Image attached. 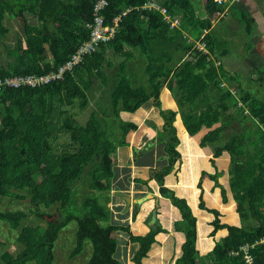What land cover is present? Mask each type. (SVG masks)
<instances>
[{"label":"trees","instance_id":"trees-1","mask_svg":"<svg viewBox=\"0 0 264 264\" xmlns=\"http://www.w3.org/2000/svg\"><path fill=\"white\" fill-rule=\"evenodd\" d=\"M148 1L151 0H110L106 23H112L123 10ZM156 1L167 7L171 15H179L178 27H170L157 10L134 8L122 16L114 38L101 42L97 51L86 56L73 71H67L63 79L39 87L6 86L0 90V195L30 203L26 208L0 210V220L8 221L12 228H17L30 214L47 222L46 226L26 225L21 229L18 240L25 248L17 255L5 252L6 264H25L36 258H39L37 264H52L59 230L72 219L79 222L78 244L73 255L81 251L85 238H91L95 251L90 264H118L114 257L117 244L112 239L114 226L103 228L97 222L98 217L106 216L105 207L95 195L78 202L75 184L86 175L91 188L106 191L110 180L119 176L112 160L116 149L114 125L122 132L123 144L129 131L138 127L136 122L120 117V101L123 110L132 113L153 101L164 118L161 129L151 122L157 129V137L151 143L157 140L164 146L168 163L151 168L150 175L160 185L161 194L171 199L181 215L175 226L183 231L185 241L176 264H246L242 254L232 255L231 252L264 237V100L243 87L239 76L222 64L220 57L227 53L229 46L218 36L214 21L219 17V21L224 19L221 17L224 6L206 0L207 16L200 17L192 0ZM94 2L0 0V36L7 32L3 23L7 15L21 21L23 36L17 46L9 50L13 59L0 64V78L58 70L89 38L90 29L86 24L93 21ZM233 8L232 5L229 10ZM29 14L36 17L35 21ZM238 21L250 36L254 18L243 13ZM198 40L205 44L207 53L196 45ZM137 51L145 61L148 83L130 87L127 75L118 72L111 93L112 113L105 110L109 108L95 110L85 124L78 123L71 109L76 105L88 106V91L95 80L107 83L104 67L109 63V52L122 58L121 70H126L125 64L139 56ZM215 59L220 60L219 67ZM231 80H237V86L224 85V81ZM164 85H168L177 99L189 133H197L203 125L211 127L223 120L220 127L203 135L200 144L215 145V156L223 151L231 154L230 188L237 202V212L243 220L254 221L250 226L221 224L218 210L208 208L201 196V208L216 216L215 230L211 234L228 229V234L221 237L210 252L208 263L201 257L198 221L193 208L185 197L178 196L164 182L182 156L178 149L181 137L175 124L178 113L174 109H163L159 99ZM232 120L238 125L229 126ZM245 121L249 123L247 126H243ZM226 128H229L228 139L217 145ZM60 139L62 148L58 150L56 143ZM219 176L220 173L213 177ZM199 185L202 186L201 182ZM222 196L223 201L228 202L223 187ZM53 206H56L54 212L41 209ZM159 231L160 228H153L145 236L133 237L140 242L135 256L139 263ZM251 253L256 264H264V244H256Z\"/></svg>","mask_w":264,"mask_h":264},{"label":"crops","instance_id":"crops-1","mask_svg":"<svg viewBox=\"0 0 264 264\" xmlns=\"http://www.w3.org/2000/svg\"><path fill=\"white\" fill-rule=\"evenodd\" d=\"M232 5L235 9L226 10L225 13L221 14V17L224 16V18L229 19L232 30H236L239 27V15L247 13L254 18L253 31L249 36L252 44L250 48L254 55L264 57V0H236ZM204 14H201L202 16L200 17L207 16L206 9ZM219 19L220 17L214 21V25L217 24L215 22L219 21ZM237 36L238 34L233 31L229 33L228 39L231 38V41H227L229 47L225 55L231 54L234 43L232 38H239ZM240 38L243 37L240 36ZM226 69L231 72V63H228V68L226 67ZM128 71L130 72L131 69ZM256 77L258 76L256 75L253 78L256 79ZM104 84L107 85L108 81ZM163 93H165L163 97L167 99V102L165 103L160 99L162 108L177 111L175 124L178 127L179 136H182L181 147L180 145L178 146L179 150L180 148L182 149V151L180 150L182 156L176 162L174 170L165 177V186L175 190L178 196L187 199L197 216L199 248L200 250L201 248L202 250H210L214 246L213 244L208 246L205 244L206 235L204 233L207 234L209 231L208 237L218 239L227 235L228 229L222 228L215 235L211 234L215 230L213 221L216 216L215 213L201 208V196L208 208L218 210V218L221 224L227 223L241 226L239 224V218L241 217L236 209L237 202L233 198L230 188L231 154L228 151H223L221 155L215 156V145L201 146L200 144L203 135L212 129L220 127L222 122H216L211 127L203 125L197 133L191 134L183 124L181 108L177 100H175L176 98L166 85L163 86L160 95L162 96ZM119 103V109H121L120 117L126 121L136 122L138 127L129 131L125 137L126 144H123L122 132L118 125H114L113 143L116 144V149L112 153V160L113 168L116 169L119 176L110 180L109 189L106 191L91 188L90 179H88L86 194L87 196L95 195L100 204L105 207L106 216L98 217V224L103 228L114 226L112 239L117 244L114 257L117 259L118 264H176L177 259L182 254L181 246L185 241V234L183 231L177 230L175 226V222L181 219V215L171 199L161 194L160 185L154 178L151 179L150 175L151 168L160 167L168 163L164 146L157 140L151 143L157 137V129L151 126V122L158 129H161L165 122L164 118L153 101H151V104H145L134 113L124 111L122 101ZM228 129L224 130L222 138L217 145L224 143L228 139ZM185 134L191 139L189 142ZM148 150L154 152L153 157L151 156L152 159L142 160L141 157ZM203 172L205 173L204 176ZM218 173H220V176L217 179L214 178L213 176ZM104 182L107 184L106 180ZM200 182L202 186L199 185ZM222 187L227 192L228 202L226 203L223 201ZM228 205H234L233 212H231L232 209H227L228 207L226 206ZM55 209L56 206L51 207L50 212H54ZM211 215H213V218ZM24 220L27 224L23 223ZM5 222L8 225L5 224L4 228L8 233L5 234L6 237H1V264H6L3 260L5 252L17 255L24 250L25 246L18 240L21 229L24 226L47 225L45 220L39 219L36 215H34V218L28 215L21 220L19 233L15 235L10 231L11 224L8 221ZM205 223L211 225L208 230L202 226ZM153 228H160L161 231L156 233L155 241L139 263L135 260V256L140 249V242L133 240V237L145 236ZM78 229V220L72 219L59 230L53 246L54 258L52 264H90L95 251L91 238H85L81 251L73 255V251L78 244ZM219 235L220 237H218ZM38 261L39 258H36L27 261L25 264H37Z\"/></svg>","mask_w":264,"mask_h":264},{"label":"rangeland","instance_id":"rangeland-1","mask_svg":"<svg viewBox=\"0 0 264 264\" xmlns=\"http://www.w3.org/2000/svg\"><path fill=\"white\" fill-rule=\"evenodd\" d=\"M192 2L194 4L197 15L202 16L201 14L205 13V9H206L205 8V4H206L205 2H206V0H192ZM29 17H31L32 21H35V19H36V17L33 18V16L30 14H29ZM3 23H5V26L7 28V32L4 35L0 36V64H4L8 60L13 59L12 55H10V53H9V50H11L15 46H17L20 39H23L21 21L19 19L7 15L6 18L4 19ZM216 23H217V29H218V36L223 41H225V42L231 41V38L228 39V35H229V33H232V31L235 32L236 34H238V36H239V38H236V39L232 38L235 45L232 42L233 43V50H232L231 54H227V55L220 57V59L222 60L223 66L225 68L226 67L228 68V63H231V70L230 71L233 74H236L239 76V79L241 81L242 86L245 87L246 89H249L253 94H255L256 97H259V98L264 100V57L259 56V55H254L252 53V49L250 48V46L252 45L251 41H250L249 36L247 35L246 31L244 30V26L241 25V23H238L239 27L236 30L231 29V27H230L231 24H230V21L228 18H224L222 21H217V22H215V24ZM240 36H242L243 38H240ZM136 55H139L138 51L136 52ZM84 60H85V57L83 59L79 60L78 62H76L71 69L65 70L62 74V77L58 78V79H63L65 76V73L67 71H73L75 66H77L79 63H81ZM108 62L109 63H107L104 67V73L107 77V81H108L107 85L108 86L105 85L104 82H102V80H100V79L95 80L93 87L88 91L89 101H90L88 106L85 108H80L78 105H76V106H73V108L71 109L73 114H74L75 119L80 124H85L86 121L88 120L89 116L91 115V113L95 110L109 108V109H105V110H107V111L109 110V114L112 113V111H111L112 107L110 106V101H111V93H112V90L114 89L115 82H116V79L118 77L116 75L119 74V75H123L125 77L127 75L128 76L127 79L129 80L128 82H129L130 87H136L138 85L148 83V75L145 73V69H144L145 61L140 57V55L133 57L132 59H130L128 61V64H125L126 70H121L122 66H120V65L122 64V58L121 57H118V58L115 57V55L111 52H109V54H108ZM60 67L58 68V70L60 69ZM216 67H219V66H216ZM129 69H131L130 72L128 71ZM58 70H56V71H58ZM119 70H121V71H119ZM50 72H52V71H50ZM118 72H120V73H118ZM171 75H173V72ZM256 75L258 77H256V79L253 78ZM16 76H25V75H16ZM55 80H57V79H55ZM237 84H238L237 80H231V81H227V82L224 81V85H226L227 87L228 86L235 87V86H237ZM166 86L168 87V85H166ZM164 94L165 93H163L162 96L160 95L159 99H161V101H164L166 103L167 99L163 97ZM175 100H177V99H175ZM222 121L223 120H221V122ZM248 121H250V120H248ZM248 124H246V121H245L243 123V126H247ZM237 125H238V122L236 120H232L231 122H229V126H237ZM225 130H227V128ZM178 135H180L179 131H178ZM185 136L187 138V141L189 142L191 139H189L186 134H185ZM180 137H182V136H180ZM61 141L62 140L60 139L56 143V147L58 150H60L62 148V146L60 144ZM182 143H183V139H182ZM180 147H181V145H180ZM180 150L182 151L181 148H180ZM153 155H154V152L148 150L141 157V159L142 160H151ZM86 174H88V172ZM83 177H84V175L82 176V178ZM88 179H90V178L85 175V177L82 180H80L77 184H75V190L77 193L76 198H77L78 202L79 201L81 202L85 198V194L87 192V185H88L87 181H88ZM86 196H87V194H86ZM29 205H30V203L28 202V200H17L14 198L5 197V196L0 195V210H9V209L12 210V209H18V208H26ZM226 207H228L227 208L228 210L232 209L231 212L234 211V205H228ZM41 209H43L45 211H51L50 210L51 208L41 207ZM30 215L34 218L35 214H30ZM211 216L213 218V215H211ZM239 221H240L239 224H241V225H249L250 226L254 223V221L251 219H244L243 220L242 218H239ZM23 223L27 224V223H25V220L23 221ZM5 224H7V222H5V220L0 221V238L6 237L5 234L8 233L4 228ZM20 225L17 228L10 227V231L13 234L18 235ZM202 226L206 230H208L211 227V225L206 224V223L203 224ZM200 229H201V227H200ZM208 233H209V231L207 232V234L204 233L206 235L204 242L207 246L210 244H213V246H215L218 242L221 241L220 238L211 239L210 237H208ZM219 233H221V232L219 231ZM218 237H220V235ZM212 249H213V247H212ZM212 249L202 250V248H201V257L203 256L205 258L206 263L209 262V258H210V254H211L210 252L212 251ZM1 261L2 260L0 259V264H1Z\"/></svg>","mask_w":264,"mask_h":264},{"label":"built area","instance_id":"built-area-1","mask_svg":"<svg viewBox=\"0 0 264 264\" xmlns=\"http://www.w3.org/2000/svg\"><path fill=\"white\" fill-rule=\"evenodd\" d=\"M218 4L224 6V12L229 9V7L236 2V0H214ZM110 5V0H95L93 5V21L86 24L87 28L90 29V36L87 40L83 41L81 45L77 48L76 52L73 54L70 60H68L64 65L60 67L58 71H52L47 74H29L25 76H9L4 79L0 78V90L3 87H20L22 85H28L32 87H39L44 84H48L51 81L61 78L65 70L71 69L73 65L84 57L93 54L101 42H108L114 38L117 27L123 15H126L129 11L134 8H142L146 10H157L159 11L167 24L170 27H178L180 24L179 15H171L167 7L162 5L156 0H151L143 4L142 6L129 7L119 13L112 23H106V10ZM196 45L201 49H204L207 53L208 50L205 48V44L196 41ZM216 66H220L221 62L218 59H215ZM256 244H264V237L256 241L253 244L246 243L241 245L238 250L231 252L232 255L242 254L246 264H256L255 258L251 253V248L255 247Z\"/></svg>","mask_w":264,"mask_h":264}]
</instances>
